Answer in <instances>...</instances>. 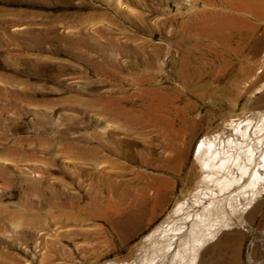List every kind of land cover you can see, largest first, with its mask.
Returning <instances> with one entry per match:
<instances>
[{"label":"rangeland","instance_id":"1","mask_svg":"<svg viewBox=\"0 0 264 264\" xmlns=\"http://www.w3.org/2000/svg\"><path fill=\"white\" fill-rule=\"evenodd\" d=\"M249 2L0 0V264H142L197 209L198 142L264 113V0L254 31L228 7ZM231 219L201 264H264V193Z\"/></svg>","mask_w":264,"mask_h":264},{"label":"bare ground","instance_id":"2","mask_svg":"<svg viewBox=\"0 0 264 264\" xmlns=\"http://www.w3.org/2000/svg\"><path fill=\"white\" fill-rule=\"evenodd\" d=\"M254 1L250 0L249 7L239 4L228 6L233 11L232 16H237L239 24L247 23L253 31L256 26L248 21V17L259 16ZM238 38L241 42L247 39L241 29ZM253 50L257 52L256 45ZM236 54L239 56L241 52ZM187 86L192 87L193 84L187 83ZM183 129L184 122L181 120L178 133ZM165 149L171 152L174 147L167 145ZM195 154L203 170L201 182L204 184L198 186L197 192L201 195L193 202L197 209L191 210V202L187 200L178 201L173 213L182 216V220L158 226L144 235L143 240L148 246L144 244L148 248L142 264L163 262L175 250L176 246L171 247L182 239L183 233L186 234L183 243L185 252L181 250L184 246L178 244V247H182L173 255L180 260L189 255V260L184 264H201L211 245L224 242L231 236L226 231L233 227L231 216L235 218L249 213L264 193V113L243 119L231 117L198 142ZM172 157L170 155L168 158L169 164ZM159 183L164 184L165 180L160 179ZM154 186H147L146 189H155L154 195L163 198L166 194L164 190ZM186 198L189 199L188 195Z\"/></svg>","mask_w":264,"mask_h":264}]
</instances>
